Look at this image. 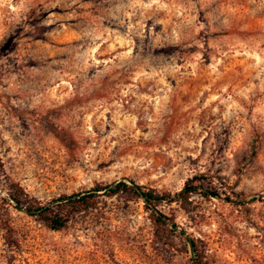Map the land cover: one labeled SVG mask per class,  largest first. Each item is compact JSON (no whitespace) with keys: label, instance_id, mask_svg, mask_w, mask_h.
<instances>
[{"label":"rangeland","instance_id":"rangeland-1","mask_svg":"<svg viewBox=\"0 0 264 264\" xmlns=\"http://www.w3.org/2000/svg\"><path fill=\"white\" fill-rule=\"evenodd\" d=\"M0 158L43 201L204 175L219 197L163 210L206 264H264V0H0ZM9 210L0 264H192L183 240L155 245L139 200L62 230Z\"/></svg>","mask_w":264,"mask_h":264},{"label":"trees","instance_id":"trees-1","mask_svg":"<svg viewBox=\"0 0 264 264\" xmlns=\"http://www.w3.org/2000/svg\"><path fill=\"white\" fill-rule=\"evenodd\" d=\"M2 175L6 178V194L0 198V221L8 243L18 244L10 207L26 213L52 230H62L67 228L77 216L98 209L102 197L120 196L143 203L153 227L156 246L174 247L175 241L180 239L191 252L192 264L207 263L205 249L184 230L179 229L175 218L163 210L165 205L174 203L184 207L194 193H200L205 197H219L218 190L204 183L203 180L206 179L204 175L191 177L177 192L160 191L134 179L122 178L108 183L99 182L88 189L61 194L48 201L31 195L20 182L11 179L6 174L4 162L0 158V178ZM228 200L232 201L229 198Z\"/></svg>","mask_w":264,"mask_h":264}]
</instances>
